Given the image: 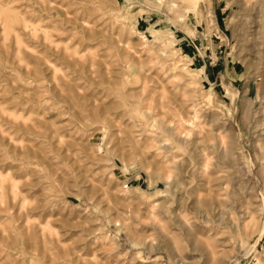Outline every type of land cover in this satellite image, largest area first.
<instances>
[{"label":"rangeland","instance_id":"obj_1","mask_svg":"<svg viewBox=\"0 0 264 264\" xmlns=\"http://www.w3.org/2000/svg\"><path fill=\"white\" fill-rule=\"evenodd\" d=\"M0 264H264V0H0Z\"/></svg>","mask_w":264,"mask_h":264},{"label":"bare ground","instance_id":"obj_2","mask_svg":"<svg viewBox=\"0 0 264 264\" xmlns=\"http://www.w3.org/2000/svg\"><path fill=\"white\" fill-rule=\"evenodd\" d=\"M262 230H263V229H262ZM259 234H261V232H259ZM259 236H260V235H259ZM259 236H258V237H259ZM258 237H257V238H258ZM256 240H257V239H256ZM255 242H256V241H255Z\"/></svg>","mask_w":264,"mask_h":264}]
</instances>
